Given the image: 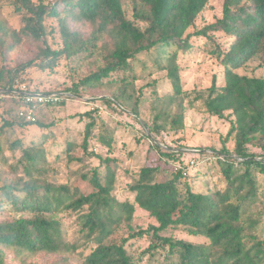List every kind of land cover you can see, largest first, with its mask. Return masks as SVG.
Masks as SVG:
<instances>
[{
    "label": "trees",
    "instance_id": "obj_1",
    "mask_svg": "<svg viewBox=\"0 0 264 264\" xmlns=\"http://www.w3.org/2000/svg\"><path fill=\"white\" fill-rule=\"evenodd\" d=\"M208 1L8 0L20 25L8 29L0 19V57L11 60V51L28 41L34 55L25 65L51 70L64 59L87 70L64 90L44 91L19 79L25 65L0 67V88L9 89L0 100V164H8L11 177L0 185V264H73L75 255L78 264H264V185L259 193L256 176L264 175V72L237 71L252 58L264 66V0H223L219 17L188 31ZM46 19L55 22L57 48L48 43ZM197 50L219 63L220 79L213 75L203 90H182L177 61ZM157 72L163 78L135 87L138 78ZM164 82L170 92L158 91ZM18 83L56 92L59 100L39 105L35 120L26 121L17 115L26 105L14 94ZM82 93L109 94L98 100L133 117L148 103L151 120L145 126L152 137L143 134L149 144L142 165L133 173L124 170L129 198L116 195L117 175L126 166L109 154L114 136L94 132L91 111L81 114L90 120L80 141L67 137L60 147L42 136L23 146L15 139L9 149L20 152L7 162L1 143L6 129L35 125L45 132L53 123L38 114ZM194 107L229 125L221 148L207 151L220 165L223 189L214 184L194 190L183 170L175 169L184 164L182 152L155 141L180 133L185 110ZM230 134L233 146L227 149ZM94 137L105 153L90 148ZM87 158L97 164L88 165ZM58 162L68 169L70 183L51 181L59 171L51 164ZM136 208L152 218L146 228L133 226ZM61 213L74 215L73 240ZM143 237L148 245L135 256L129 240Z\"/></svg>",
    "mask_w": 264,
    "mask_h": 264
},
{
    "label": "rangeland",
    "instance_id": "obj_2",
    "mask_svg": "<svg viewBox=\"0 0 264 264\" xmlns=\"http://www.w3.org/2000/svg\"><path fill=\"white\" fill-rule=\"evenodd\" d=\"M222 1L223 0H209L205 8L198 15L195 21V27H191L188 31L200 28L204 24L212 22L219 17L221 14ZM127 14L128 17L131 18L130 11H128ZM0 19L8 29L18 28L20 25L19 16L13 14L8 0H0ZM45 25L46 31L49 32L47 36L49 45L53 48L59 47L60 40L54 20L46 19ZM196 39H198L197 41L202 40V38ZM33 52V46L30 45L28 41H24L11 51V60H5L0 57V67L2 65L12 66L17 63H19L20 66L25 65V62L33 58ZM177 63L180 67L179 76L182 90H203L210 85L213 75H216L218 80L220 79L219 74L221 73V66L214 58L209 56L207 52L197 50L180 57ZM86 70L87 67H83L82 63L79 66H73L64 59H60L57 66L51 70L40 71L36 69L34 64L25 65L21 69L19 79L22 78V80L26 81L29 85L44 91H61L64 90V88L69 87L71 83L82 76ZM237 71L246 75L258 76L263 74L264 66L260 64L257 58H252L243 68L238 69ZM163 76L164 72H157L145 78H138L135 82V87H138L144 81L153 78H163ZM167 84L168 82H164V84L158 86V91H169ZM99 96L110 98L109 94L100 95L95 93V95L90 96L87 95V93H82L79 98L70 99L63 105L42 110L38 114V119L42 122L53 123V126L45 132L35 125H30L25 128L14 126L6 129L3 136H1V143L4 152L8 157L7 162L12 163V155L17 156L20 152V150L17 149L12 153V150L9 149V144L15 139L21 141L23 146L39 141L42 136L48 144L51 143V141L56 140L60 147L63 146V141L67 137L74 139L77 142L80 141L84 122L90 120L89 116H84L80 119L81 114L91 111V117H94L96 120L94 132L101 129L114 136V147L109 154L121 158L126 166V168L120 170L117 175L116 195L119 199L129 198L130 195L126 191V185L129 182V176L127 173H133L144 162L145 152L148 148L149 141L143 136V134H149L152 137L151 132L145 126V123H148L151 120V112L148 103L143 102L139 106V116L133 117L134 115L132 114L123 113L112 106L99 101ZM184 125L185 126L180 133L169 132L155 138V141L163 148L168 147L170 150L182 152L181 159L184 163L183 166L185 172L183 177L190 183V185H192L194 190H205L206 185L212 186L214 184H217L220 189H223L225 183L221 179V172L219 170L220 165L214 157L207 153V151H212V148H221L229 125L224 121L207 115L201 107L188 108L185 110ZM224 145L227 149L232 148L233 134H230ZM89 146L91 149L105 153V148L96 142L95 137L91 139ZM191 160L194 161L193 166L189 163ZM86 161V163L91 166L97 164V159L95 158H87ZM62 164H60V162L51 164L52 167L59 170L55 178L51 179L54 183L63 184L70 183L71 181V179H68V169L64 168ZM174 165L177 166L178 164ZM17 166L20 169V172L21 165ZM7 169V163H5L4 166L0 164V185L11 179ZM256 176L260 187L259 193H261L263 189L262 186L264 185V175L256 172ZM258 212L259 209H255L254 215H257ZM60 217L63 221V227L68 239L73 240L77 231L74 215L61 213ZM151 221L152 218L148 216L147 212L139 208L135 209L132 220L133 226L146 228ZM263 223L264 222H261L260 226H262ZM173 234L182 235L180 233L176 234L175 232ZM126 235L127 234H125V236ZM129 242L133 243L131 247L136 249L133 250L135 256L140 250L148 245V240L145 237L130 239ZM80 250L81 249H78V251ZM74 259L75 260L71 262L73 264H78V255H75Z\"/></svg>",
    "mask_w": 264,
    "mask_h": 264
},
{
    "label": "built area",
    "instance_id": "obj_3",
    "mask_svg": "<svg viewBox=\"0 0 264 264\" xmlns=\"http://www.w3.org/2000/svg\"><path fill=\"white\" fill-rule=\"evenodd\" d=\"M8 92H0V100L3 98V95ZM14 94L17 95L20 101H23L26 104L17 110L18 117H21L26 121L35 120L36 110L39 105L49 104L59 100L58 93L34 90L25 83H18V88L14 91ZM189 163L193 166L194 161L191 160ZM175 169H182L183 174H185L182 165L175 166Z\"/></svg>",
    "mask_w": 264,
    "mask_h": 264
},
{
    "label": "water",
    "instance_id": "obj_4",
    "mask_svg": "<svg viewBox=\"0 0 264 264\" xmlns=\"http://www.w3.org/2000/svg\"><path fill=\"white\" fill-rule=\"evenodd\" d=\"M9 89H6V88H0V92H8ZM65 94H68V93H65ZM70 95V94H68ZM149 137H151L149 134H147Z\"/></svg>",
    "mask_w": 264,
    "mask_h": 264
}]
</instances>
